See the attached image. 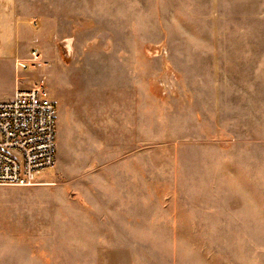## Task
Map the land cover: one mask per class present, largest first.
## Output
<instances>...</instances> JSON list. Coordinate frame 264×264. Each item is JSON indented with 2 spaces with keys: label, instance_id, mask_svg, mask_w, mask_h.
Returning a JSON list of instances; mask_svg holds the SVG:
<instances>
[{
  "label": "rangeland",
  "instance_id": "obj_1",
  "mask_svg": "<svg viewBox=\"0 0 264 264\" xmlns=\"http://www.w3.org/2000/svg\"><path fill=\"white\" fill-rule=\"evenodd\" d=\"M17 10L57 159L0 186V264H264V0ZM14 88L1 67L0 101Z\"/></svg>",
  "mask_w": 264,
  "mask_h": 264
},
{
  "label": "built area",
  "instance_id": "obj_2",
  "mask_svg": "<svg viewBox=\"0 0 264 264\" xmlns=\"http://www.w3.org/2000/svg\"><path fill=\"white\" fill-rule=\"evenodd\" d=\"M41 61L37 48L17 60L13 97L0 101V186L37 185L38 176L56 165V103L47 93L45 78L24 86L27 74L37 71Z\"/></svg>",
  "mask_w": 264,
  "mask_h": 264
},
{
  "label": "crops",
  "instance_id": "obj_3",
  "mask_svg": "<svg viewBox=\"0 0 264 264\" xmlns=\"http://www.w3.org/2000/svg\"><path fill=\"white\" fill-rule=\"evenodd\" d=\"M29 21L19 14L17 0H0V68L6 66L13 76L14 87L16 88L15 63L22 58V53H30L31 49L25 46V29ZM12 63V67L10 66ZM14 88V91H15ZM14 94V92H13ZM13 95L4 94L3 99H11Z\"/></svg>",
  "mask_w": 264,
  "mask_h": 264
},
{
  "label": "bare ground",
  "instance_id": "obj_4",
  "mask_svg": "<svg viewBox=\"0 0 264 264\" xmlns=\"http://www.w3.org/2000/svg\"><path fill=\"white\" fill-rule=\"evenodd\" d=\"M66 48L68 50V53L71 54L72 53L71 46L68 44V45H66Z\"/></svg>",
  "mask_w": 264,
  "mask_h": 264
}]
</instances>
